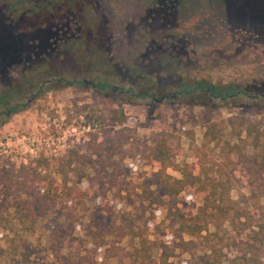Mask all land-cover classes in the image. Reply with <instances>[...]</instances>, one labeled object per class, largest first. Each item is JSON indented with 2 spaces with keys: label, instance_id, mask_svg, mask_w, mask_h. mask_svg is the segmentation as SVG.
I'll return each instance as SVG.
<instances>
[{
  "label": "rangeland",
  "instance_id": "1",
  "mask_svg": "<svg viewBox=\"0 0 264 264\" xmlns=\"http://www.w3.org/2000/svg\"><path fill=\"white\" fill-rule=\"evenodd\" d=\"M80 1L90 24L108 27L103 35L92 32L88 40H109L115 54L142 40V22L148 27L152 42L135 58L147 73L133 78L121 70L90 72L81 64L99 54L84 55L71 41L77 39L59 32L55 19L59 3L43 4L30 13L10 10L0 0V112L19 104L9 116L0 114V264L26 263L22 248L4 242L7 234L17 244L24 236L25 223L15 220L22 213L16 212L15 203L37 202L26 197V190L23 193L26 181L34 189L49 188L58 202L55 212L41 215L34 229L32 238L41 243L31 264H89L87 249L94 253L92 264H130L128 254L135 246L128 234L130 225L143 228L155 242L148 264H159L162 243L168 245L171 264H207L209 244L219 247L222 264H227L228 258L241 253V237L228 220L216 227L210 223L209 231H217V236L207 241L182 233L176 219L154 199L155 192L163 198L164 189L154 182L155 168L146 153L160 138L172 148L178 165L194 159L216 164L236 159L239 152L253 153V134L245 128L248 121L264 122V0H156L137 15L138 0ZM166 40H174V45L172 60L164 65L162 61L170 59L164 55ZM191 75L237 88L244 82L249 93L225 100L197 92L179 94L178 84ZM48 78L62 81L44 84L42 92L28 101ZM121 89L126 92L118 93ZM121 113L126 119L117 122ZM41 155L68 156L72 161L65 167L68 184L86 188L94 183L108 190L109 208L92 200L94 196L69 204L58 197L60 191H54L49 179L37 184L36 173L44 171L29 169ZM54 167L45 173L53 174L57 186L61 177ZM114 171L122 183L113 186L115 181L109 178ZM167 172L180 177L179 171ZM120 186L123 197L114 196ZM229 195L242 204L251 201L247 187L236 185ZM176 199L172 211L183 220L200 204L194 193L181 192ZM181 239L193 243L182 248Z\"/></svg>",
  "mask_w": 264,
  "mask_h": 264
},
{
  "label": "trees",
  "instance_id": "2",
  "mask_svg": "<svg viewBox=\"0 0 264 264\" xmlns=\"http://www.w3.org/2000/svg\"><path fill=\"white\" fill-rule=\"evenodd\" d=\"M155 1L138 0V12H134L135 15L142 13ZM3 2L10 10L19 9L30 13H36L38 8L43 4L59 3L58 12L55 16V19L59 23V32L64 33V38L77 39L71 41H74L76 47L85 52L84 55L86 53L95 54L97 52L99 54L96 58L83 60L81 65L90 72L102 75L104 72L115 73L121 70L128 75L127 77L133 78L141 74L144 76L147 73L142 67L138 66V62L140 61L138 59L135 60L139 52L146 49V46L152 42V40H148L151 32H149L148 27L143 22L139 28L141 42L138 41L134 45H127L115 54L109 48V40H88L92 32L96 33L95 35L97 36L103 35L108 27H103L100 22L95 23V25L90 24L87 16L88 13H85L80 0H3ZM109 26L113 31L116 28L113 22ZM166 41L164 43V55L170 58L173 53L174 40ZM171 60L170 58L162 61V63L166 65ZM246 85L249 84L241 82L238 88L233 83L223 86L211 82V78L191 75L190 78L186 76L182 79L178 84V89L190 94L197 92V94L210 99L212 94L224 95L236 91L247 94L250 88H247L249 86ZM106 87L107 85L101 84V88ZM128 91L132 92V89H128ZM2 102L3 98L0 97V103ZM125 119V115L121 113V118H117L116 121L121 122ZM245 129L248 134H253L250 142L254 149L253 153L246 154L239 152L234 160L227 158L224 162L212 164L194 159L192 160V164L185 163L178 165L175 162L172 148L164 138L155 141L147 151L146 158L155 168L152 172V175L155 177L154 182L164 189V197L161 198L160 194L155 192L154 199L160 202L163 207L165 206L168 215H172L176 219L179 230L182 233H186L192 238L202 237L207 241L209 237L217 236V231H209L208 225L212 223L216 227L220 221L228 220L233 230L241 237V253L228 258L227 264H264V122L248 121ZM64 160H66V163L63 162ZM71 162L68 156L64 158H48L41 155L35 158L34 167L30 168L29 171L34 173L36 169L41 168L44 173L40 171L35 172L36 175H39L37 184L40 181L46 182L49 179V184H52L53 188L55 187L54 191H60L58 192V197L60 198L61 196L69 204H73L74 202L80 204L94 196L92 200L101 205L103 204L108 209L109 207L106 204L110 199L107 194L108 190L98 188L94 183L86 188H79L77 183L68 184V172L65 167H70ZM29 163L31 164L32 161ZM51 165H55L53 171L61 177V183L57 186L53 184V182L56 183V178L53 177V174L45 173L50 169ZM229 167H231L233 172L229 173L227 169ZM169 168L179 171L180 177H174L169 174L167 172ZM119 177V173L112 172L109 179H114L115 184L113 186L122 183ZM25 183L27 181L23 183L25 187L22 189L23 193L26 190V197H30L37 202L15 203L16 212H22L20 215L17 214L15 220L18 224L24 225L25 223L24 236L18 238L20 243L17 244L15 243L14 236L7 234L4 242L10 243L14 248H17V245L19 248H22L24 250L22 256L25 259V264H31V257L36 253L38 243H41L40 240L36 243L34 242L32 238L34 229L38 221H40L41 215L47 216L55 212L54 208L58 202L54 201L49 188L41 189L37 185L34 189V186H26ZM236 185L251 189V201L249 204H242L230 197V190ZM181 192L194 193L200 198V204L196 212L184 220L178 218L175 211H172V206L178 202L176 197ZM114 196L123 197L121 186L117 189ZM47 200H51L52 202H47ZM34 210L38 211L34 213ZM107 227L110 228V226ZM128 230L130 239L135 245L128 254L131 258L130 264H135L136 260L140 264L150 263L151 245L155 244V242L148 239L147 232L140 226L135 228L130 225L128 226ZM203 232L205 234H202ZM190 243H193V240L182 241L181 239L180 245H182V248L187 249ZM50 247V250L54 251L55 246L53 242L50 243ZM82 247L89 248V244L83 243ZM162 247L163 251L160 255L159 264H171L168 261V245L162 243ZM208 251L211 258L207 260V264H222L221 252L216 244H209ZM90 252L87 249V256L85 258L89 264H92L94 262V253L90 254ZM95 253L97 252L95 251ZM41 264H48V262L42 261Z\"/></svg>",
  "mask_w": 264,
  "mask_h": 264
},
{
  "label": "flooded vegetation",
  "instance_id": "3",
  "mask_svg": "<svg viewBox=\"0 0 264 264\" xmlns=\"http://www.w3.org/2000/svg\"><path fill=\"white\" fill-rule=\"evenodd\" d=\"M54 79H56L58 82H61V81H62V78H48V79L43 80V81L39 84L36 93H32V94H31V97L28 99V101H31L34 97H36L37 94H40V93L42 92L44 84H46V83H48V82H50L51 80H54ZM84 81H85V80H84ZM25 83H27V80H25ZM89 84H90V83H89ZM125 92H126V90H124V89L118 90V93H120V94H123V93H125ZM178 93L181 94V93H184V92L179 91ZM239 93H240V92L236 91V92H234V93H229V94H224V95L212 94L211 98H212V97H213V98H217V97H219V98H221V100H225V99H227V98H229V97H231V96H234V95H236V94L238 95ZM177 95H178V94H174L173 96H177ZM160 99L163 100V99H165V98H163V99L160 98ZM18 105H19V104H18ZM18 105L15 104V106H13V108H12V107H11V108H8V109H6L5 111H3V113L0 112V114L2 113V115H4V116H9V115L12 113V109H13V110H16L17 107H18Z\"/></svg>",
  "mask_w": 264,
  "mask_h": 264
}]
</instances>
